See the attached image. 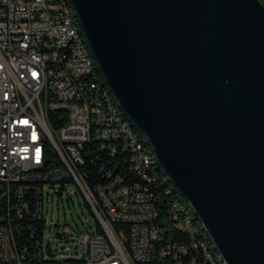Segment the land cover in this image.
<instances>
[{
  "label": "water",
  "instance_id": "obj_1",
  "mask_svg": "<svg viewBox=\"0 0 264 264\" xmlns=\"http://www.w3.org/2000/svg\"><path fill=\"white\" fill-rule=\"evenodd\" d=\"M102 77L226 264H264V5L69 0Z\"/></svg>",
  "mask_w": 264,
  "mask_h": 264
},
{
  "label": "built area",
  "instance_id": "obj_2",
  "mask_svg": "<svg viewBox=\"0 0 264 264\" xmlns=\"http://www.w3.org/2000/svg\"><path fill=\"white\" fill-rule=\"evenodd\" d=\"M32 14L47 18L45 30H36ZM36 45H45V53ZM54 46L63 57H55ZM67 115L80 117V124L68 125ZM44 142H52L60 164L40 158ZM139 151L89 79L62 5L0 0V264H20L24 250L15 236L23 226L15 222L24 219L43 221L33 244L53 254L44 216V198L52 194L45 190L61 197L71 184L98 210L95 226L79 238L82 255L71 258L77 264H210L185 220L187 210L164 198ZM141 213L150 225H142Z\"/></svg>",
  "mask_w": 264,
  "mask_h": 264
},
{
  "label": "rangeland",
  "instance_id": "obj_3",
  "mask_svg": "<svg viewBox=\"0 0 264 264\" xmlns=\"http://www.w3.org/2000/svg\"><path fill=\"white\" fill-rule=\"evenodd\" d=\"M72 13L74 15L73 9ZM86 49L89 54L87 45ZM119 114L121 117L124 115L121 110ZM141 136L143 137V135ZM145 143L148 145L147 141ZM147 153L150 154L148 150ZM165 179L167 180V177L164 174ZM45 191L52 194L48 199L44 198V208L46 210L44 216L46 219L45 239L49 241L54 258L63 259L81 256L83 246L79 243V238L95 226V219L86 207L84 196L74 184L68 186L61 197L53 193V189ZM182 202L186 210L188 208L187 214H192L193 209L187 200L183 198ZM194 231H196L195 228Z\"/></svg>",
  "mask_w": 264,
  "mask_h": 264
},
{
  "label": "trees",
  "instance_id": "obj_4",
  "mask_svg": "<svg viewBox=\"0 0 264 264\" xmlns=\"http://www.w3.org/2000/svg\"><path fill=\"white\" fill-rule=\"evenodd\" d=\"M262 2V4L264 5V0H260ZM68 4V3H67ZM69 5V4H68ZM71 12H72V8L70 7ZM75 17V16H74ZM76 20V18H75ZM76 24L79 26L78 22L76 21ZM80 28V27H79ZM89 52V51H88ZM89 55L91 56L93 63L96 65L92 55L89 52ZM98 74H99V78H100V82L104 83L103 77L100 73V71L98 69H96ZM68 125H78L79 123H73L70 122L67 119ZM142 134H140L141 136ZM142 137V136H141ZM143 138V137H142ZM144 140V144H143V149L145 150V155L148 157V163L146 164L147 168L148 166L150 167V170L153 171V174H155L156 176V180H159V191H162V193H165L167 195L164 196V198H166L167 200L172 199V201L174 202H178L179 208H184V210H186V208L184 207V203L182 202V196H180V194L178 193V191L172 186L171 182L167 179L164 180V174L162 171H159V169H157L156 166V162L153 156V153L151 151V148L146 145V140L143 138ZM147 150L150 154L147 153ZM45 157L48 158V162L49 164H60V160L58 159V157L56 156V154H54L52 152L51 148L46 149V153H45ZM88 173L89 170H91L92 172L95 171V169H92L90 167H88ZM96 173V172H95ZM95 177L100 181L101 180V176L100 175H95ZM88 183H91L90 179L87 178L86 179ZM86 200V199H85ZM86 207L89 210V212L94 216L93 211L90 209L89 205L87 204V202L85 201ZM187 212H188V208H187ZM187 212H185V218H188L189 222L191 223V226L194 227L196 229V235H197V243L198 245H200V243H204L206 245V247L211 251V253L216 254L215 249L213 247V244L210 240V238L207 236L205 230L202 227V224L200 223V221L198 220V218L196 217V215L194 213L187 214ZM16 224H20L23 226V232L22 234L16 235V241H17V246L18 249L21 250L23 249L24 252L23 254H20V264H77V262L74 259L71 258H66V259H56L54 258L53 254L50 252H48V250L46 249L47 254H43L38 247H34V240H38L40 238V231L41 229L44 227V223L42 220L40 221H31V220H27L24 219L22 221H16ZM31 226L33 229H35V231H37V233H35L34 235H30V230L28 229V227ZM113 227L117 228V224H113ZM185 234H188L187 232H185Z\"/></svg>",
  "mask_w": 264,
  "mask_h": 264
},
{
  "label": "bare ground",
  "instance_id": "obj_5",
  "mask_svg": "<svg viewBox=\"0 0 264 264\" xmlns=\"http://www.w3.org/2000/svg\"><path fill=\"white\" fill-rule=\"evenodd\" d=\"M68 1L69 0H56L57 4L62 5L63 9H65L66 21L72 22L73 35H75V41H76V45H78L79 53H81L82 55V61L88 64L89 79H91L92 83H94V86H98V90L99 92H102V95L107 96V104L110 105L111 110H113L115 121H118V125L127 126V129H129L130 132V137H133L134 143L137 144V147H140L139 158H145L147 164L148 157L145 155V150L142 147L144 144V140L140 136L138 130L130 123V121L125 117V115L121 117V115L119 114L121 109L116 103L109 88L107 87L105 82L101 83L99 81L100 80L99 74L96 70L98 69V67L93 63L91 56L87 53L84 36L81 32V29L76 24L77 21L75 20L76 17H74L75 15H73V13L71 12L70 7L72 6ZM31 22L36 24V30H45V27H47V18H45L44 15L41 14H32ZM36 52L45 53V45H36ZM54 54L55 57H63V49H61V46H54ZM67 119L70 122L80 124V117H74V115H67ZM47 147L52 149V142H44V147L40 151V158H46L45 153ZM155 167L159 169V171L163 172V170L159 167L157 162ZM148 168L150 167L148 166ZM83 196L86 199V195ZM114 207H122V200H114ZM92 211L94 216L98 217V210H92ZM185 220L189 222L188 218H185ZM141 223L142 225H150V217H148V213H141ZM0 232H2V225H0ZM198 246H200L201 252H203L204 257H206L207 262H209L210 264H226L225 261L222 259V257L217 253V251H215L216 254L213 255V253H211V251L206 247L204 243L201 242L200 245Z\"/></svg>",
  "mask_w": 264,
  "mask_h": 264
}]
</instances>
